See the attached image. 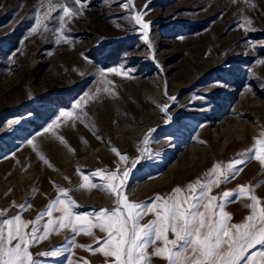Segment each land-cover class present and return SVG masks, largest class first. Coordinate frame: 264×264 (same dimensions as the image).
Here are the masks:
<instances>
[{
  "label": "rangeland",
  "instance_id": "1",
  "mask_svg": "<svg viewBox=\"0 0 264 264\" xmlns=\"http://www.w3.org/2000/svg\"><path fill=\"white\" fill-rule=\"evenodd\" d=\"M81 2V15L66 18L68 43H56L58 20L49 23V31L29 34L36 12L48 11L40 0H0V171L16 166L15 177L32 179L35 172L29 165L55 163L60 148L83 147L78 142L84 132L92 128L101 138L98 146L56 166L55 185L47 193H34L36 188L28 182L13 204L3 205L0 197L5 219L20 213L22 220H34L56 198L57 188L68 191L75 213L111 210L114 198L100 190L86 189L82 194L85 189H72L82 183V175L101 183L90 174L123 169L137 159L126 195L134 203L150 201L157 194L164 196L177 186L204 179L214 165L240 159V153L253 148L254 140L264 139L260 136L264 108L256 110L264 106V63H260L264 61V0H132L127 7L122 6L127 0ZM137 12H144L143 20L150 24L151 48L132 19ZM61 14L57 8L53 16ZM245 20L252 21L251 31L241 27ZM166 104L167 116L160 111ZM236 109L243 111L241 118L233 114ZM62 112L80 113L82 118L69 119ZM112 113L118 121L114 124ZM127 117L129 122H123ZM167 117L171 120L165 123ZM11 121L18 122L9 128ZM222 133L227 136L218 138ZM99 148L103 154L98 157ZM116 153L126 156L129 164L120 162ZM260 166L254 158L239 165L242 171L213 188L212 194L259 185L254 194L264 203V168ZM7 178L8 174L0 176V186ZM150 182H159V187L140 198L139 191ZM25 203L31 207L21 212L19 206ZM248 203L241 199L227 206L232 223H241L250 214ZM150 219L151 214L143 223ZM47 220L44 217L40 223ZM92 231L96 238L104 236L99 229ZM53 236V242L46 239L30 248L42 264H68L69 260L109 264L112 259L80 247L56 258L37 257L68 247L66 238L73 233L62 229ZM74 242L98 247L92 236L83 233ZM151 264L165 262L154 258Z\"/></svg>",
  "mask_w": 264,
  "mask_h": 264
},
{
  "label": "snow or ice",
  "instance_id": "2",
  "mask_svg": "<svg viewBox=\"0 0 264 264\" xmlns=\"http://www.w3.org/2000/svg\"><path fill=\"white\" fill-rule=\"evenodd\" d=\"M131 3L132 0H127L122 6L127 7ZM40 4L48 11L42 14L36 12L35 22L29 34H35L41 29L49 31V23L58 20L56 43L61 40L68 43L64 27L66 18L70 20L81 15L80 9L84 4L81 0H58L55 3L53 0H40ZM57 8L62 13L58 18L53 16ZM144 15V12H137L132 19L148 43L150 24L143 20ZM251 23V20H245L241 27H244L246 32L251 31ZM248 43L254 45L252 41ZM148 47L151 48L150 43ZM111 71L120 74L119 69L113 68ZM171 99L175 101V97ZM168 108L169 105L166 104L160 111L167 116ZM61 116L69 119L82 118L81 114L76 112H62ZM170 120L171 117H167L165 123ZM17 122H8L9 128ZM260 136L264 137V132H261ZM148 141L149 137L146 136L145 145ZM112 151L116 152L115 149ZM116 155L119 156L120 162L129 164L126 156L120 153ZM239 155L240 159L228 161L224 165H214L205 174L204 179H197L183 188L177 186L171 193L164 196L157 194L146 202H131L126 195L131 170L139 163L137 159L132 160L130 166L123 169L118 167L116 171L111 172H92L90 175L99 177L101 183H94L88 175H82V183L72 189L100 190L114 198V207L111 210L99 209L84 215L75 213L73 209L76 204L68 191L57 188L56 198L32 221L22 220L20 213L5 219L4 213L0 212V264H42L39 258L33 257L30 248L62 229L73 233L72 237L66 238L68 247L41 252L37 257L56 258L65 251L80 247L89 252H99L105 258H112L109 264H151L154 258L163 260L165 264H264V203L254 194L255 187L259 185H241L236 191H223L219 196L212 194L213 188L234 179L242 171L238 166L248 160L254 158L264 168V139L254 140L253 148ZM241 199L250 201L245 205L250 214L243 222L232 223V215L226 208ZM30 207V203H25L20 205L19 209L22 212ZM55 212L60 215L54 217ZM149 214L152 219L143 223L145 216ZM44 217H48V220L41 224L40 221ZM29 225L30 231H26ZM93 229H99L104 236L96 238ZM81 233L92 236L98 247L77 245L74 239ZM68 264H72V261L69 260Z\"/></svg>",
  "mask_w": 264,
  "mask_h": 264
},
{
  "label": "bare ground",
  "instance_id": "3",
  "mask_svg": "<svg viewBox=\"0 0 264 264\" xmlns=\"http://www.w3.org/2000/svg\"><path fill=\"white\" fill-rule=\"evenodd\" d=\"M262 108H264V106H257L256 110H262ZM242 109H246L248 110L249 108H245V107H242ZM264 110V109H263ZM117 112V111H116ZM250 112V111H249ZM119 114H120V111H119ZM233 114H235L238 118H241L242 114H243V111L239 112L238 109L234 110ZM111 116V119H112V123H116L118 122L117 121V118L115 117V113H112ZM261 117L264 118V111L261 112ZM126 118V117H125ZM123 119V122L125 123H128L129 121V118L127 117V119ZM122 122V121H121ZM84 124V123H83ZM87 127V126H86ZM73 128V127H72ZM77 128V126H76ZM89 128V127H88ZM247 128V127H246ZM245 128V129H246ZM244 129V133H245V130ZM75 131V129L73 130ZM81 131V130H80ZM79 131V132H80ZM77 132V131H76ZM251 132V131H250ZM247 133V132H246ZM82 134V132L80 133ZM68 135V134H67ZM78 135V134H77ZM225 136H227L225 133H222V134H219L218 138L222 139L224 138ZM250 136V135H249ZM81 139H79V144H82L83 147H78L77 146H73V147H70L69 149H62L60 148V150L58 151V153L60 154L59 155V158L55 160V163H49V164H46V163H43V164H40V163H35L32 164V165H29L28 168L30 169H33L34 170V177L31 179V178H27L25 175L23 176H18V177H15L14 175H16L18 173L19 170H16V163L14 162V168L12 169L11 167L9 168H6L7 171L5 172V170L3 171H0V176L2 175H7L8 174V178L5 179V181L3 183H1L2 185L0 186V197L1 199H3L2 201H4L3 205L5 204V202L7 203H11L13 204L15 202V197L17 194H19L21 192V190L23 189V187L26 185V184H29L30 182L33 183L34 187L36 189H34V193H38L40 195H43L44 193H47L52 185L54 186L55 183H54V178H52V174H53V171L56 169V166H61L63 164V162H67L68 161H71L72 157L75 155H80L81 152H86L88 150H91L93 147H96L98 146L99 142H100V139L101 138H98L97 137V132L93 131V129L91 128L89 131H86V133L84 132V134H82V136L80 137ZM247 140V139H246ZM65 141V140H64ZM72 141V140H71ZM252 141V140H251ZM73 142V141H72ZM55 147V146H54ZM44 148V147H43ZM56 148V147H55ZM49 149V148H48ZM51 149V148H50ZM131 148H128V151H130ZM52 150V149H51ZM43 151V149H42ZM36 152L33 150V153L32 155H36L35 154ZM46 153V152H45ZM50 153V151H49ZM47 152V154H49ZM31 154V153H30ZM98 155V157L100 156V154H103V148H99V151L98 153H96ZM31 155V156H32ZM46 156V155H45ZM36 157V156H35ZM57 157V156H56ZM50 158V157H49ZM47 159V158H46ZM55 159V158H54ZM14 161V160H13ZM49 161V160H48ZM53 164H55L53 166ZM8 165V164H7ZM11 165V163H10ZM26 165H24L25 167ZM5 167V166H4ZM261 167V166H260ZM20 168V167H19ZM26 168V167H25ZM68 170V169H67ZM181 170V169H180ZM184 170V169H183ZM68 172V171H67ZM183 172V171H182ZM181 173V172H180ZM247 174H245L244 176H248V170L247 172H245ZM182 174V173H181ZM63 175V174H61ZM242 176V177H244ZM171 181V180H170ZM29 182V183H28ZM161 183H164V182H160ZM168 183V182H167ZM159 182L158 183H151L150 184H147L145 185L142 190L139 191V197L141 198L142 195L144 196V193H148L150 192V190H154L155 188L159 187L158 186ZM32 186V185H31ZM27 188V186H26ZM31 188V187H30ZM33 188V187H32ZM132 189H135V188H132ZM53 190V189H52ZM82 194H86V189L85 190H82ZM30 194V193H29ZM37 194V195H38ZM25 195V194H24ZM46 195V194H45ZM18 196V195H17ZM35 197V196H34ZM43 197V196H42ZM41 197V198H42ZM138 197V198H139ZM27 198V197H26ZM36 198V197H35ZM111 201V200H110ZM103 202H107V201H103ZM56 235L59 234L58 233H55ZM54 234H51L47 241H51L53 242V236Z\"/></svg>",
  "mask_w": 264,
  "mask_h": 264
}]
</instances>
